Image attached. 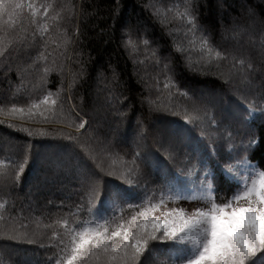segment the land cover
Instances as JSON below:
<instances>
[{
    "label": "trees",
    "instance_id": "trees-1",
    "mask_svg": "<svg viewBox=\"0 0 264 264\" xmlns=\"http://www.w3.org/2000/svg\"><path fill=\"white\" fill-rule=\"evenodd\" d=\"M29 2L34 3L40 19L35 39L29 32L28 39L11 54L8 76L13 87H8V80L0 82V264H55L56 259H63L60 249L53 246L64 233L61 219H67L69 227L82 226L94 215H103L101 211L112 214L108 202L89 211L80 165L61 156L50 167L31 156L46 152L54 143L67 144L62 137L75 132L81 119L85 128L80 132L88 130L82 140L100 147L110 142L109 151L96 161L104 169L126 170L134 152L152 155L154 163L145 167L139 187L117 188L127 194L129 203H156L168 194L169 186L173 192L177 188L189 192L187 185L202 181L219 183L223 190L238 183L224 172L225 165L261 159L259 153H245L244 146L250 137L264 132L260 112L264 101L259 99L264 55L257 50L264 45V33L259 25L250 33L234 32L231 27L234 20H247L250 15L257 21L264 18V0H191L204 32L191 31L188 17L181 18L188 0ZM42 4L54 5L55 12L50 9L44 14ZM121 19L140 27L126 29L122 35ZM204 36L211 37V49L202 43ZM224 50L231 53L227 60L217 55ZM4 63L0 54V69ZM18 64L25 69L21 78L17 77ZM229 76L234 78L231 87L244 90L251 83L252 91L245 92V102L233 97L232 110L227 106L224 111L214 110L219 126L205 120L202 137L196 126L185 122V110L199 124L202 114L192 111L193 100L208 91L205 85L218 90L223 85L228 90L230 85L223 81ZM45 93L57 101L46 105L48 115L54 112L55 118L10 115L12 104L26 111ZM249 103L255 109L248 118L251 129L242 123ZM68 123L73 127H67ZM141 126L160 132L184 127L191 143L181 145L168 158L153 136L147 140L136 136ZM25 152L29 163L19 181H14L15 163ZM87 163L102 175L96 163ZM120 209L126 220L140 211V207L129 209L124 204L117 207V215ZM14 233L21 237L27 233L38 242L13 239ZM163 259L150 257L149 264Z\"/></svg>",
    "mask_w": 264,
    "mask_h": 264
},
{
    "label": "snow or ice",
    "instance_id": "snow-or-ice-1",
    "mask_svg": "<svg viewBox=\"0 0 264 264\" xmlns=\"http://www.w3.org/2000/svg\"><path fill=\"white\" fill-rule=\"evenodd\" d=\"M50 9L52 12L56 10L52 4H42L40 8L44 14H48ZM36 12L34 3L29 0H0V54L5 58L4 66L0 69L3 72L0 82L8 80L9 88L13 87V82L8 76L12 71L11 54L28 39L29 32L35 39V29L40 25ZM184 16L188 17L191 31H205L198 23L199 17L191 5V0L185 4L181 18ZM44 18L47 19V15ZM257 25L264 33V18L257 21L254 15H250L247 20H234L231 30L250 33L255 31ZM139 27L133 25L130 20L120 21L122 35L126 29L138 30ZM202 43L209 49L213 46L210 36L202 37ZM176 50L183 52L181 48ZM261 53L264 55V45L261 47ZM217 55H222L223 59L227 60L231 53L224 50ZM24 71L18 64L17 77L21 78ZM47 71L48 69H45V73ZM261 71L264 72V67ZM233 79L231 76L224 78L223 83L230 85L228 90H225L223 85H220L219 90L215 85L210 88L205 85L208 91L193 100L192 111L202 114L198 116L199 124L191 119L185 110V122L196 126L202 137L206 135L202 128L205 120L210 125L219 126L214 110L224 111L226 106L227 110H232L235 103L233 97L241 102L247 101L245 92L252 91L251 83L242 90L231 87ZM260 88L259 99L264 101V80ZM51 95L45 93L43 99L33 100L26 111L24 108L17 109L16 105L12 104L10 115L19 113L22 119H33L37 116L45 120L53 119L56 114L53 112L49 116V109L46 107L48 104L57 103L56 100H50ZM235 106L239 108V104ZM254 111L250 103L244 109L242 123L249 129L253 126L249 124L248 118ZM260 112L264 116V108H261ZM67 127L72 128V123H68ZM81 128H85L82 119L75 132L69 131L62 137L68 141L67 144L54 143L44 153H32V159L41 158L51 167L63 156L73 165H80L82 189L88 201L89 211L92 212L108 202L112 205L113 212L111 215H94L91 221L82 222V226L73 224L69 227V221L61 219L59 223L64 225V233L58 244L53 246L60 249L63 259H56L55 264H149V258L154 256L165 257L159 264H264V132L259 136L250 137L244 146L245 153L251 151L253 156L259 153L261 159L257 163H252L249 159L246 171L238 183L230 184L222 190L219 183L214 186L209 181L206 188L201 187L198 195H185L179 188L173 192L169 186L168 194L163 195L158 202L145 200L142 204H135L129 203L126 200L127 194L120 193L117 188L139 187L145 175V167L154 163L152 155L134 152L126 170L104 169L96 161L100 154L109 151L110 142L103 147L93 146L81 139L88 133L87 129L81 133ZM88 135L90 138V134ZM150 135L159 144L162 154L168 158H172L181 145L191 143L189 132L184 127L160 132L156 129L149 131L141 126L136 133L137 137L144 140ZM88 161L96 163L102 175L92 171ZM28 163L29 153L25 152L15 163L14 181H19ZM226 171L232 172V168H226ZM106 176L113 179L107 180L104 178ZM212 179L215 180L214 177ZM6 183L7 181L5 185ZM194 198L203 201L207 206L194 207L191 212L183 208H165L159 216L151 214L155 209L166 205L167 201ZM242 200L246 201V204L241 203ZM124 204L129 209L140 207V211L133 212L130 219L126 220L124 209H120V215L116 212L117 207ZM53 236H58V233L54 232ZM12 238L25 239L29 244L38 242L27 233L22 237L14 233Z\"/></svg>",
    "mask_w": 264,
    "mask_h": 264
},
{
    "label": "rangeland",
    "instance_id": "rangeland-1",
    "mask_svg": "<svg viewBox=\"0 0 264 264\" xmlns=\"http://www.w3.org/2000/svg\"><path fill=\"white\" fill-rule=\"evenodd\" d=\"M258 51H260L259 53H261V48L257 49ZM244 82H246V80H243ZM242 81V82H243ZM94 103H95V99H94ZM96 104V103H95ZM165 130V128L162 129V132ZM248 163H236L233 166H226V168H232V172L226 171L225 168V172L233 179H237V181L239 182L240 178L244 175V172L246 171V165ZM192 176V174L190 175V177ZM206 188L207 185L204 183V181H202L201 183L195 184L194 186L192 184L187 185V189L189 190V192H186V190L184 191L185 195H192L193 193H196L197 195L199 194V191L201 189V187ZM241 203H245L246 201L242 200ZM204 207L207 206L206 204L203 203V201H199L197 199H181L178 201H167L166 205H162L159 208L155 209L151 214L152 215H156L159 216L161 211L165 210V208H183L188 212H191V210L194 207ZM103 215H105L104 211H101Z\"/></svg>",
    "mask_w": 264,
    "mask_h": 264
}]
</instances>
